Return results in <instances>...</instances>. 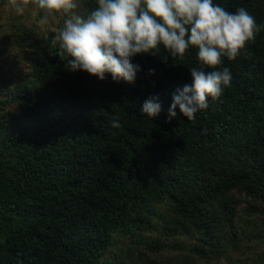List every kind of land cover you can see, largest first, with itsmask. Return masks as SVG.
<instances>
[{"label":"trees","instance_id":"trees-1","mask_svg":"<svg viewBox=\"0 0 264 264\" xmlns=\"http://www.w3.org/2000/svg\"><path fill=\"white\" fill-rule=\"evenodd\" d=\"M214 3L264 25V0ZM95 6L85 0L86 15ZM5 33L0 264H264V27L223 59L230 86L194 121L166 115L192 82L194 48L135 56L129 85L69 71L55 34L34 23L16 48ZM151 96L162 105L153 120L141 113ZM162 251L183 257L156 260Z\"/></svg>","mask_w":264,"mask_h":264},{"label":"clouds","instance_id":"clouds-1","mask_svg":"<svg viewBox=\"0 0 264 264\" xmlns=\"http://www.w3.org/2000/svg\"><path fill=\"white\" fill-rule=\"evenodd\" d=\"M9 3L21 16L31 7L41 25L56 13L67 15L53 40L57 56L67 59L69 71L86 72L100 81L107 75L113 82L133 85L141 71L132 62L135 56H156L163 48L183 59L194 48L198 66L189 71L191 84L172 93L166 114L169 121L178 112L194 121L198 112L208 108L210 99L220 97L232 80L230 69L222 66L223 59L234 61L243 54L246 44L264 27L246 8L229 12L214 0H95L96 6L86 16L72 12L78 0ZM158 100V96L147 98L141 113L155 119L162 110ZM111 126L119 128L120 123L113 120Z\"/></svg>","mask_w":264,"mask_h":264},{"label":"rangeland","instance_id":"rangeland-1","mask_svg":"<svg viewBox=\"0 0 264 264\" xmlns=\"http://www.w3.org/2000/svg\"><path fill=\"white\" fill-rule=\"evenodd\" d=\"M78 8L75 10V14L86 15V9H85V0H78ZM33 9L31 7L27 8L25 10V13L21 15H17L13 8H11L9 0H0V34L1 32L3 34L7 35L5 32H7L9 29L11 31L10 38L14 37V48L18 47V41L20 34L26 30V27H30L33 23L38 25L40 29H44L46 31H52L55 36L58 35L59 29L63 27L64 19L69 18L65 17L64 15H61L59 13L54 14L52 17H49L48 23L46 25H41L39 23L40 16L33 14ZM18 26V27H17ZM14 28V31H13ZM14 35V36H13ZM258 247V253L261 256H264V240L262 242H259ZM173 256L176 261L181 260L182 254L178 252H170V251H162L156 256V260L161 261L165 260L168 256ZM152 256V255H150ZM233 262L237 260V254L233 255ZM224 262L223 260H221ZM224 264V263H223ZM247 264V263H244ZM249 264H261L259 261L257 263L251 262Z\"/></svg>","mask_w":264,"mask_h":264}]
</instances>
